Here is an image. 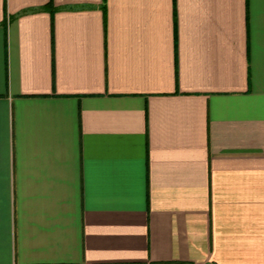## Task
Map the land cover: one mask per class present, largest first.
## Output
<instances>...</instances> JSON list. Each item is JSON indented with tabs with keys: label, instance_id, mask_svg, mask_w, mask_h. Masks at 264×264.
<instances>
[{
	"label": "crops",
	"instance_id": "obj_1",
	"mask_svg": "<svg viewBox=\"0 0 264 264\" xmlns=\"http://www.w3.org/2000/svg\"><path fill=\"white\" fill-rule=\"evenodd\" d=\"M0 264H264V0H0Z\"/></svg>",
	"mask_w": 264,
	"mask_h": 264
},
{
	"label": "trees",
	"instance_id": "obj_2",
	"mask_svg": "<svg viewBox=\"0 0 264 264\" xmlns=\"http://www.w3.org/2000/svg\"><path fill=\"white\" fill-rule=\"evenodd\" d=\"M45 7L47 8V9H52V5H51V3L50 2H48L46 5H45Z\"/></svg>",
	"mask_w": 264,
	"mask_h": 264
}]
</instances>
